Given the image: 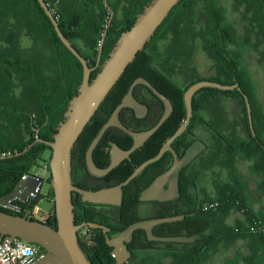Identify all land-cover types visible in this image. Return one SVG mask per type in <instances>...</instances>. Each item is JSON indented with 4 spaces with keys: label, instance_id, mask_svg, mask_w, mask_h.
I'll list each match as a JSON object with an SVG mask.
<instances>
[{
    "label": "trees",
    "instance_id": "1",
    "mask_svg": "<svg viewBox=\"0 0 264 264\" xmlns=\"http://www.w3.org/2000/svg\"><path fill=\"white\" fill-rule=\"evenodd\" d=\"M151 1L109 0L115 13L119 8L125 12V19L113 20L104 44L101 66L92 73V80L109 58L122 33L134 25L138 15ZM46 2L58 19L64 35L87 60L89 66L96 67L102 37L111 16L105 0ZM233 5L238 12L244 7L245 12H239V15L241 14L244 21H249L246 26V42L241 44L242 49L244 46L245 52L249 53L250 46L254 47L261 53L264 63V0H233ZM228 13L229 10L220 0H182L160 26L145 50L129 65L73 150L72 168L79 173L87 172L86 155L92 142L121 104L135 80H148L172 101L174 112L148 143L132 156L133 162L126 161L110 175L112 179L107 178L112 181V185H118L132 175L135 163L140 166L157 156L163 145L184 123L187 117L184 98L189 87L201 81H212L226 86L239 84L242 92L214 88L200 90L193 100L194 116L189 128L173 143L181 160L196 143L205 144L207 148L200 155L202 157L197 163L194 179L185 175V169L181 170V197L178 201L166 203L167 209L160 215L161 218L186 216L183 222L162 225V236H199L194 243L169 244L181 248L180 252L177 251V254L171 256L173 260L170 264H203L220 248L233 247L240 240L248 241L250 253H264V212L256 213L252 209L253 203L247 194V182L241 181L237 172L239 158L253 161L252 171L262 177L257 192L264 195V112L258 102L257 89L249 69L246 66L236 68V64L225 59L229 49L237 47L235 40L242 36L238 33L235 22L228 18ZM159 36L167 40L163 47L154 45ZM25 37L31 40V46H23L22 40ZM78 41L84 43L86 50L78 46ZM196 51L205 52L215 62L216 76L198 75L193 66ZM179 65L181 71H177ZM83 74L82 64L62 43L38 0H0V198L10 194L23 177L33 174L32 169L44 162V155L51 151L50 147L35 144L27 152L24 151L35 143L37 137L47 141L54 140L58 127L65 120L64 115L71 100L78 94ZM187 78L191 81L182 86L181 80ZM145 94L154 96L143 85L135 89L138 99ZM244 94L248 96L251 104L255 137L250 129ZM217 95L234 96L238 101L250 135L248 140L236 137L235 133L224 135L220 115H215L218 116V125L209 124L204 113L211 114L209 106ZM126 111L124 109L122 113ZM162 113L161 108L155 107L153 116L143 122L145 129L153 128L160 121ZM109 139L126 144V148L133 144L131 136L121 130L114 134L111 128L96 149L95 160L105 158ZM2 154L5 156H1ZM170 157L171 154L166 153L159 162L146 169L126 188L123 205L116 208L117 215L112 218L97 214L91 210L93 206L76 202L73 198L76 225L101 224L109 227V237L115 238L132 224L144 220L136 209L141 204L139 185L145 180L150 184L157 173L151 174L150 169L166 164ZM50 159L46 165L49 176L47 195L53 200ZM223 169H229L232 182L224 181ZM209 171L215 174V196L210 195L206 187ZM73 183L76 185L75 181ZM41 198L40 195L36 201L15 202L23 208L22 212L5 208L0 210L21 217L32 211L29 217L31 220L57 228V218L53 212L44 220L34 218ZM235 212H242L244 220L230 226L227 221ZM94 231L99 236L98 244L91 253H86L89 260L93 264H116L112 255L113 248L107 245L102 231ZM153 244L148 242L144 230H138L131 244L127 246L138 252ZM41 250L43 251L42 248ZM139 255L134 254L127 264H165L162 262L163 258L141 260Z\"/></svg>",
    "mask_w": 264,
    "mask_h": 264
},
{
    "label": "water",
    "instance_id": "2",
    "mask_svg": "<svg viewBox=\"0 0 264 264\" xmlns=\"http://www.w3.org/2000/svg\"><path fill=\"white\" fill-rule=\"evenodd\" d=\"M182 0H152L138 15L134 25L122 33L118 39L109 58L104 62L96 78L92 80V73L96 68L101 66L104 43L110 27L113 24L115 12L111 9L109 0H105V5L110 12L108 26L103 34L100 45L97 65L92 68L87 60L72 45L70 40L62 32L59 21L48 6L46 0H38L40 6L52 22L58 37L66 48L80 61L83 66V81L79 88L78 94L71 100L69 108L65 113V120L58 127L53 141L42 140L37 137L34 144L30 145L25 151L27 152L35 144H44L51 148L50 173L51 187L54 194L53 213L57 218V228L46 223L31 220L29 217L32 211H28L23 217L8 214L0 210V244L13 245L15 240H20L28 244L38 245L44 249V253L31 264H93L85 251L83 250L79 230L84 227L103 229L106 234L107 245L114 249L112 255L116 264H126L130 261L132 254L127 244L130 243L134 234L138 230H144L148 234L150 241L163 243H194L199 236L192 237H156L153 229L156 226L165 223L179 222L185 219L184 215L174 216L162 219H150L139 221L129 226L124 232L115 238H109L110 229L97 225L95 223H86L76 225L75 206L73 204V193L76 192L83 196L85 202L93 204L121 206L123 199V188L128 186L136 179L150 164L160 160L162 156L171 152L174 155L173 166L163 175H161L154 184L143 192L145 201H171L179 196L178 181L172 176L183 166V161L179 160L178 154L172 147L176 139L182 136L190 126L193 117V100L195 95L202 89L214 88L222 91L239 90L242 92L239 84L222 85L212 81H201L189 87L185 93V104L187 108V117L177 132L164 144L159 154L136 168L134 173L122 184L107 188L100 191H86L76 187L72 180V156L73 150L80 136L96 115L101 105L104 103L112 89L121 79L127 68L132 64L137 55L144 51L146 45L155 37L160 26L169 17L172 10L180 4ZM139 85L149 88L157 97L165 103V113L158 124L144 132H134L123 125L120 115L125 108H130L136 112L137 117L143 118L148 112V108L141 104L135 97V89ZM249 124L253 135L254 131L252 108L247 95H244ZM173 112L171 101L157 90L145 78H138L132 84L127 95L123 98L121 104L115 109L108 122L103 126L97 137L92 142L86 155L87 165L90 172L99 177L108 175L118 167L125 159H130L131 155L145 143L166 123ZM112 127H118L134 139V146L129 151H123L116 144H112V164L107 169H100L94 161V153L102 139ZM172 178V179H171ZM170 182V188L165 190V185ZM45 179L30 174L23 177L14 190L0 198V208L10 209L22 212L23 208L15 204L28 203L36 201L41 195Z\"/></svg>",
    "mask_w": 264,
    "mask_h": 264
},
{
    "label": "flooded vegetation",
    "instance_id": "3",
    "mask_svg": "<svg viewBox=\"0 0 264 264\" xmlns=\"http://www.w3.org/2000/svg\"><path fill=\"white\" fill-rule=\"evenodd\" d=\"M243 32V31H242ZM245 32L242 33V36L239 37L237 40H235L237 42V47L235 48L234 46L232 48L229 49V53L228 54H225V59L228 61V62H233L234 65L236 64V68H239L241 66H246L247 63H249L250 61L247 59L249 57H253L254 55H257L258 53L260 54L259 51H257L254 47L250 46V50H249V53H246L245 52V47L243 46V49H242V46L241 44L243 42H246V38H245ZM260 39V38H259ZM261 40V39H260ZM262 50L264 51V46L262 47ZM261 55V54H260ZM259 55V56H260ZM261 58V56H260ZM260 61V60H259ZM213 66L216 67V64L215 62H213ZM214 70L216 71V69L214 68ZM177 71H181V65H179V67L177 68ZM230 74V73H228ZM144 86V85H143ZM146 87V86H145ZM149 89V88H148ZM153 93V92H152ZM154 94V93H153ZM245 95V94H244ZM154 96H156L154 94ZM150 95V94H145L144 96L141 95L139 97V99L136 97V99L141 103L143 104L144 106H146L148 108V112L146 113V115L143 117V118H139L137 117L136 115V112L130 108H125L127 109V111L125 113H121L120 115V120L121 122L123 123V125L125 127H127L128 129L132 128V129H135V130H131V131H134V132H137V133H140V132H144V131H148L150 129H145V125L143 124L144 120H147L148 118H150L151 116H153L154 114V111H155V107H159L161 108V111L163 110V113H162V117L165 113V110H166V107H165V103L159 98L156 96V98ZM215 100L214 102L209 106V108L211 109V114H206V117H207V120L209 121V124L210 123H216L218 125V116L216 117L215 115H220L221 117V127L222 125L225 126V125H229V115L225 116V113L227 112L226 110L230 107L229 104H230V101L235 103L236 104V107H238L239 109V105H238V101L233 97H230V96H225V95H217L215 96ZM248 97V96H247ZM168 98V97H167ZM222 99V103H223V106H224V109H222L221 113H219L218 111H215V105L218 104V101H220L219 99ZM245 98V97H244ZM169 99V98H168ZM170 100V99H169ZM218 100V101H216ZM171 101V100H170ZM246 102V101H245ZM172 103V101H171ZM226 103L228 104V106H225ZM194 104V102H193ZM173 105V103H172ZM194 109V107H193ZM123 112V111H122ZM173 112H174V105H173ZM172 112V114H173ZM224 112V114H223ZM193 116H194V112H193ZM253 116V115H252ZM161 117V118H162ZM171 117V116H170ZM193 118V117H192ZM161 120V119H160ZM169 120V119H168ZM167 120V121H168ZM249 120V118H248ZM166 121V122H167ZM243 121V119H242ZM192 122V120H191ZM237 122L238 120L236 119L235 122H234V126L237 125ZM158 124V123H157ZM156 124V125H157ZM191 124V123H190ZM253 124H254V121H253ZM155 125V126H156ZM213 126H215V124H211ZM243 125L245 126L244 124V121H243ZM250 125V124H249ZM154 126V127H155ZM130 127V128H129ZM153 127V128H154ZM198 127V126H197ZM189 128V127H188ZM111 129V128H110ZM113 129V132L114 134H117L119 132V130H121L120 128L118 127H112ZM152 129V128H151ZM245 129H246V133H247V137L248 139L250 138V135H249V132L247 130V126H245ZM251 129V127H250ZM137 130V131H136ZM196 130V128H195ZM122 131V130H121ZM255 131V129H254ZM124 132V131H122ZM252 132V130H251ZM125 133V132H124ZM127 134V133H126ZM256 134V133H255ZM129 135V134H127ZM226 135V134H224ZM229 134H227L228 136ZM130 136V135H129ZM154 136V135H153ZM152 136V137H153ZM252 136L255 137L253 135V132H252ZM151 137V138H152ZM150 138V139H151ZM133 139V138H132ZM149 139V140H150ZM247 139V140H248ZM148 140V141H149ZM148 141L145 143V145L148 143ZM175 142V141H174ZM112 144H116L120 149H122L123 151H129L132 149V147L134 146V139H133V144L131 146H129V148H126V144L122 143V144H119L115 141H113L112 139H109L108 141V146L106 147L105 149V153H106V156L104 159L102 158H98V159H94L96 165L98 168L100 169H107L111 166L112 164V150H113V147H112ZM100 145V144H99ZM144 145V146H145ZM203 145V144H202ZM207 145L209 146L210 143H207ZM144 146H142L141 148H139L137 151H139L140 149H142ZM164 146V145H163ZM197 146V143L195 145H193V147H191L188 152H187V155L185 156V158L183 160L180 159L179 157V154L177 153V150L173 147V144H172V147L173 149L175 150V152L178 154V157H179V160L183 161V166L178 169L175 174L172 176V178H175L177 181H178V192H179V196L171 201H158V200H152V201H145L143 200V192L145 190H147L149 187H151L154 182L161 176L163 175L164 173H166L174 164V155L173 153L171 152H167V153H170L171 154V157L168 159L167 163L166 164H161L159 166H157L156 168L154 169H150V171H152L151 174H154L155 172L156 173V176L154 178V180L148 184L147 180H145L144 182H142L140 185H139V193H140V196H139V200L141 201V204L137 206V211L140 212L141 216L144 217L145 219L144 220H150V219H162L160 217V215H162L163 213H165L166 209H167V205L166 203L168 202H174V201H178V199H180L181 197V181H180V172L181 170L185 169V175L189 178H195L196 177V171H197V163L198 161L200 160V156L202 153H203V150L207 148V146L204 144L203 145V148L201 147L200 151L197 153V154H193V149H195ZM206 147V148H205ZM98 148V147H97ZM162 149V148H161ZM96 151V150H95ZM136 151V152H137ZM134 152L132 155H131V158L130 159H125L118 167H116L113 171H111L108 175L106 176H103V177H99V176H95L93 175L89 168H88V165H87V160H86V165H87V172L83 171V172H78V170H76L74 167L72 169V180L76 182V187L80 188V189H83V190H86V191H93V192H96V191H100V190H103V189H107V188H113V187H116L118 185H112V181L111 180H107V178L109 179H112L110 178V175L117 169L119 168L123 163H125L126 161H130V162H133V159H132V156L136 153ZM159 154V153H158ZM166 154V153H165ZM164 154V155H165ZM163 155V156H164ZM162 156V158H163ZM156 157V156H155ZM161 158V159H162ZM152 159V158H151ZM160 159V160H161ZM150 160V159H149ZM160 160H158L157 162H159ZM148 161V160H147ZM146 161V162H147ZM155 162V163H157ZM145 163V162H144ZM143 163V164H144ZM155 163L153 164H150L148 167H146V169H148L150 166L154 165ZM142 165V164H141ZM140 165V166H141ZM167 165L169 166V168L167 169ZM140 166H136V163H135V168H134V171L136 170V168L140 167ZM145 169V170H146ZM145 170L143 172H145ZM142 172V173H143ZM210 172V171H209ZM211 172H213V169H211ZM134 173V172H133ZM132 173V174H133ZM141 173V174H142ZM140 174V175H141ZM149 174V173H148ZM139 175V176H140ZM138 176V177H139ZM171 178V179H172ZM135 180V179H134ZM133 180V181H134ZM126 181V180H125ZM124 181V182H125ZM132 181V182H133ZM194 181V180H193ZM131 182V183H132ZM46 183L48 184L47 182V179H45V184L44 186L46 185ZM130 183V184H131ZM74 184V183H73ZM129 184V185H130ZM196 184V183H195ZM128 185V186H129ZM170 182L168 184L165 185V190H168L170 188ZM124 187L123 188V199H122V204L121 206L123 205V200H124V196H125V191H126V188L128 187ZM197 186V185H196ZM44 188V187H43ZM192 188V187H191ZM39 198V197H38ZM73 198L75 199L76 202H79V203H82V204H85L87 206H93L91 208V210L95 211L97 214L99 215H102V216H107V217H110L112 218L113 216H116L117 215V210L116 208H120L121 206H113V205H103V204H93V203H89V202H85L83 200V196L81 194H78L76 192L73 193ZM38 200V199H37ZM75 206V205H74ZM210 208V207H209ZM208 209V207L206 208ZM181 216V215H179ZM185 216V215H184ZM174 217V216H173ZM168 218V217H167ZM185 219H186V216H185ZM184 219V220H185ZM142 220V221H144ZM183 220V221H184ZM183 221H179V222H183ZM172 223H175V222H172ZM86 224V223H84ZM96 224V223H95ZM165 224H170V223H165ZM165 224H161L159 226H156L154 229H153V234L156 236V237H162V238H168V237H164L162 236V232L160 230V227L162 225H165ZM83 225V224H82ZM97 225H100V226H103L101 224H97ZM80 226V225H79ZM105 227V226H104ZM108 229H110L109 227H106ZM94 230H101L104 237H105V241H106V234L104 232L103 229H99V228H92V227H84V228H81L78 232L79 234V239H80V243H81V246L83 248V250L85 251V253H91V251L97 246L98 242H97V238L99 237L98 236V233H96ZM146 232V231H145ZM111 233V229H110V232L108 233V236L109 234ZM146 236H147V240L148 242H151V243H154L153 245L149 246L148 249H144V250H141V251H138L136 252L135 250H132L130 248L129 251L131 252L132 254V257L130 259V261L132 260L134 254H140L139 256H141L142 254H155V253H161L162 256L159 257V258H163V259H170V260H173V257H171L173 254H177V251L180 252L181 251V248H177V246L175 247H172L170 246L169 244H178V243H163V242H156V241H150L149 238H148V234L146 232ZM110 238V237H109ZM199 239V238H198ZM133 241V240H132ZM131 241V242H132ZM197 241V240H196ZM128 243V244H131ZM107 243V242H106ZM127 244V245H128ZM128 247V246H127ZM114 251V249H113ZM113 253V252H112ZM86 254V255H87ZM141 260H144V259H150L149 257H140ZM149 262V260H148ZM156 262V261H155ZM127 264V263H126ZM143 264H145L143 262ZM167 264V263H165Z\"/></svg>",
    "mask_w": 264,
    "mask_h": 264
},
{
    "label": "crops",
    "instance_id": "4",
    "mask_svg": "<svg viewBox=\"0 0 264 264\" xmlns=\"http://www.w3.org/2000/svg\"><path fill=\"white\" fill-rule=\"evenodd\" d=\"M242 34V33H239ZM261 54V53H260ZM259 53L253 56V59L257 57L258 60H260L259 66H255L254 69L257 67L262 69L264 65L262 64V55ZM261 58H260V56ZM251 62L246 64V68L251 70V66H249ZM264 69V68H263ZM250 76L253 79L254 85L257 89V98L259 104L263 108L264 112V93L259 92L258 85L256 83L255 75L252 76L251 71H249ZM261 79V77H260ZM258 80V79H256ZM219 100L222 101L220 98ZM219 103V102H218ZM229 108L226 110L227 112L225 113V116L229 115V125H222V132L223 134H234L236 137L241 138L243 140H247V133L245 126L243 125V115H240V112L234 107H236V104L230 101ZM220 109V108H219ZM219 113H221L222 110H218ZM224 114V112H223ZM238 120L237 125L234 126L235 120ZM203 132V131H200ZM205 137V136H204ZM203 148V145L198 143L196 148L201 149ZM253 167V161H250L248 159H245L243 157L238 159L237 162V172L240 175V180L247 182L248 190L249 192L247 193L252 204V209L258 213V212H264V195H261L259 192H257V186L258 183L261 181V178L259 175H257L255 172L252 171ZM223 178L225 182H232L230 178V171L229 169H223ZM214 179L212 177L206 179V187L207 191L210 195L215 196L216 195V186H215ZM39 214H42L43 212L40 211L39 207L36 208L35 212H38ZM51 213V212H50ZM49 213V214H50ZM244 220V215L242 212H235L227 221V224L230 226H234L238 221ZM147 255V254H146ZM145 254H142L140 257H146ZM213 256L217 257L216 259L214 257L211 258L210 264H215V260L218 261V264H264V253H258V254H252L248 251V241L246 240H240L238 243H236L233 247H228L227 249L224 248L223 251L220 254H214ZM219 257V258H218ZM221 262V263H220Z\"/></svg>",
    "mask_w": 264,
    "mask_h": 264
},
{
    "label": "rangeland",
    "instance_id": "5",
    "mask_svg": "<svg viewBox=\"0 0 264 264\" xmlns=\"http://www.w3.org/2000/svg\"><path fill=\"white\" fill-rule=\"evenodd\" d=\"M222 2V4L227 8V10H229V13H228V18L235 22V25H236V29L238 31V33H243L246 31L247 27L248 26V23L249 21H244L241 14L239 15V12L241 13H244L245 12V9L244 7H241L239 12L238 10H236L234 8V5H233V0H220ZM250 17V16H249ZM116 18L117 21H122L125 19V12L121 10V8H119V10L117 11V13H115V17L114 19ZM243 31V32H242ZM22 44L24 47H29L31 46V40L28 39V38H24L22 40ZM78 46L82 49H85L84 48V43L81 42V41H78L77 42ZM105 44V43H104ZM167 44V40L166 39H163L162 36L156 40L155 44L154 45H159V46H164ZM86 50V49H85ZM257 56V55H256ZM195 60H193V66L194 68L196 69L197 73L199 76L201 77H210V76H216L217 75V72L214 70V66H213V61L208 57V55L203 52V51H196V54L194 56ZM251 63L249 64V66H251V72L252 73V76L255 75L256 77L258 78H255L254 81H256L257 85H258V88H259V92L261 93H264V67H261L260 68H255V66H259L258 64H260L261 61H259L257 59V57L255 59H253V57H249L247 58ZM264 65V63H262ZM261 77V79H260ZM254 79V78H252ZM258 79V80H256ZM191 81V79H183L181 80V85L182 86H186L189 82ZM219 103L215 105V111H218V110H222L224 109V106H223V103L222 101H218ZM225 106H228V104L226 103ZM220 108V109H219ZM240 112V110L238 109V107H234V109H236ZM242 113L240 112V115ZM243 115V114H242ZM206 116V115H205ZM29 137H26V139H28ZM200 151V149L198 148H195L193 149V154H197L198 152ZM51 151L46 153L44 155V162H40L39 163V166L35 167L32 169V173L34 175H37V176H40L44 179H48L49 176H48V173L46 171V165L51 157ZM214 178L215 177V174L209 172L208 173V178ZM48 188H49V184L46 183V185L44 186L43 190H42V193H41V196L42 198L40 199L39 201V209L40 211H42L43 213L42 214H39V211L38 212H35L34 213V218L36 219H39V220H44L48 214L51 212H53L54 210V201L52 199H50L47 195V192H48ZM239 242V241H238ZM237 242V243H238ZM227 247H222L218 250V252H216L215 254H220L223 249ZM162 254L161 253H155V254H147L146 257H149L152 261L153 260H158L160 259L159 257H161ZM214 257L215 259L217 257L215 256H211L206 262H204L203 264H210V260L211 258ZM145 258V257H144ZM219 258V257H218ZM163 263H167V264H170L172 262V260L166 258L162 261ZM221 263V262H220ZM215 264H218V261L215 260Z\"/></svg>",
    "mask_w": 264,
    "mask_h": 264
},
{
    "label": "built area",
    "instance_id": "6",
    "mask_svg": "<svg viewBox=\"0 0 264 264\" xmlns=\"http://www.w3.org/2000/svg\"><path fill=\"white\" fill-rule=\"evenodd\" d=\"M1 156L4 157L5 154H2ZM20 245L28 246V250H26L25 255H16V252ZM41 248L42 247L38 245L28 244L20 240H15L12 246H9L7 244H0V260L6 259L7 264H22V261L24 262V264H31L44 253V249L42 248V251ZM33 252L34 254H32Z\"/></svg>",
    "mask_w": 264,
    "mask_h": 264
},
{
    "label": "clouds",
    "instance_id": "7",
    "mask_svg": "<svg viewBox=\"0 0 264 264\" xmlns=\"http://www.w3.org/2000/svg\"><path fill=\"white\" fill-rule=\"evenodd\" d=\"M26 250H28V246L27 245H20L17 252H16V255H25L26 254ZM34 254V252L32 253ZM0 264H7V260L6 259H2L0 260ZM22 264H24V262L22 261Z\"/></svg>",
    "mask_w": 264,
    "mask_h": 264
}]
</instances>
